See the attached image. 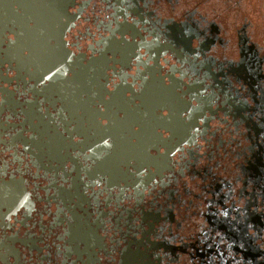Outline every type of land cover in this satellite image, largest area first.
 Returning a JSON list of instances; mask_svg holds the SVG:
<instances>
[{"label": "flooded vegetation", "instance_id": "flooded-vegetation-1", "mask_svg": "<svg viewBox=\"0 0 264 264\" xmlns=\"http://www.w3.org/2000/svg\"><path fill=\"white\" fill-rule=\"evenodd\" d=\"M0 264H264V0H0Z\"/></svg>", "mask_w": 264, "mask_h": 264}]
</instances>
